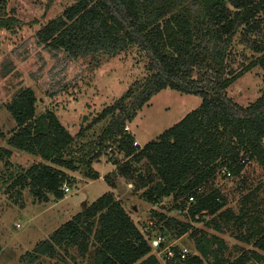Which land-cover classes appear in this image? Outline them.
Listing matches in <instances>:
<instances>
[{
  "label": "trees",
  "instance_id": "trees-1",
  "mask_svg": "<svg viewBox=\"0 0 264 264\" xmlns=\"http://www.w3.org/2000/svg\"><path fill=\"white\" fill-rule=\"evenodd\" d=\"M6 4L7 0H0V28L12 30L22 20L6 12ZM238 34L256 55L234 71L228 59ZM37 36L39 42L64 50L73 59L90 55L107 61L132 47L147 58L146 79L133 82L95 119L112 116L90 150L100 153L112 148L114 173L119 177L104 178L113 189L123 178L141 191L154 205L150 216L159 233L170 240L190 233L196 251L177 264H258L264 258V198L258 196L263 183L250 189L241 177L246 191L238 213L228 207L216 180L223 169L241 176L253 161L264 171V91L247 105L228 93L246 72L264 69V0H73ZM168 87L199 94L202 103L156 139L143 147L135 145L127 122ZM38 100L33 88L23 86L7 104L16 125L7 137L8 146L0 148V162L10 166L13 149L38 156L40 160L21 170L11 186L20 185V191L29 187L38 196L51 191L61 199L66 195L63 185L72 178L68 170L82 167L71 150L82 133L73 134L53 109L38 114ZM94 157L85 173L89 179L101 176L92 168ZM190 196L195 199L189 204ZM167 198L172 200L170 207H155ZM174 210L183 215L171 213ZM207 216L211 218L205 221ZM200 221L205 227L195 225ZM211 223L217 231L230 229L254 247H241L235 258L222 255L226 242L208 231ZM149 236L124 201L109 190L29 254L31 260L42 254L61 256L54 264H71L61 249L70 254L75 246L86 255L93 246L94 264H163Z\"/></svg>",
  "mask_w": 264,
  "mask_h": 264
},
{
  "label": "rangeland",
  "instance_id": "rangeland-1",
  "mask_svg": "<svg viewBox=\"0 0 264 264\" xmlns=\"http://www.w3.org/2000/svg\"><path fill=\"white\" fill-rule=\"evenodd\" d=\"M72 3L73 0H7L5 6L6 12L15 13L22 24L12 30L0 28V148L8 146L7 137L16 125L7 104L18 89L29 86L39 99L38 114L53 109L73 134L82 133L72 144L71 150L83 163L77 172L68 170L72 176L68 181L71 189L66 192V198L59 199L51 191L38 196L29 187L20 191V185L11 186L21 170L40 160L38 156L13 149L10 157L12 164L9 166L4 161L0 162V264H54L61 256L52 258L42 254L38 259L31 260L29 253L37 243L109 190H114L124 201L142 230L152 235L149 236L151 239L159 234L150 216L154 205L141 196V191H135L133 185L123 178L113 189L102 177L103 174L104 177L109 174L114 179L119 177L114 173L116 165L111 158V147L100 153L98 150L90 151L91 143L97 141L112 116L108 115L99 122H95V119L133 82L146 79L149 74L147 58L132 47L107 61L90 55L73 59L64 50H52L39 42L37 31L50 19L61 15ZM240 38L238 34L228 59L229 68L234 71L242 69L256 55L247 44L241 43ZM263 91L264 69L260 67L246 72L228 89L229 95L243 105L256 100ZM202 100L199 94L164 88L138 109L134 119L127 122L126 129L139 141L137 146L143 147L199 107ZM92 157L95 159L92 168L101 174L97 179H89L85 174ZM241 177L246 178L250 189H256L257 183H263L258 196L264 198V171L257 162L249 163L241 176L229 179L218 177L217 184L229 200L228 207L238 213L241 197L246 191L241 188ZM63 190L66 191L65 184ZM75 194L80 198H75ZM172 204L171 198H167L155 204V207L165 205L167 208ZM171 213L183 215L176 210ZM210 218L207 216L205 221ZM195 223L199 226L204 221ZM207 226L210 233H218L225 240L222 255L235 258L243 248L254 247L237 239L230 229L219 232L214 223ZM171 241L178 246L188 247L192 253L196 251L190 233ZM60 251L62 256L70 258L71 264H94L93 246L86 255L80 254L75 246L70 248V254L64 249ZM205 263L208 264L207 261Z\"/></svg>",
  "mask_w": 264,
  "mask_h": 264
},
{
  "label": "built area",
  "instance_id": "built-area-1",
  "mask_svg": "<svg viewBox=\"0 0 264 264\" xmlns=\"http://www.w3.org/2000/svg\"><path fill=\"white\" fill-rule=\"evenodd\" d=\"M139 141L136 139L134 144L137 145ZM112 149V148H110ZM107 152H110L107 151ZM218 177H223L224 179L234 178L236 175H233L229 170L223 169ZM238 177V176H237ZM218 179V178H217ZM217 182V180H216ZM131 184V183H130ZM218 185V184H217ZM132 186V184H131ZM220 187V185H218ZM65 189L66 192L69 191L71 188L68 185V183H65ZM200 192H202V188H200ZM195 198L194 196L189 197L188 203L190 204L191 201H193ZM174 242L171 241L169 237L166 235L159 233L157 235H154L152 239L150 240V243L152 245V248L154 251L158 254L163 264H177L179 262H183L188 259L189 256H191L193 253L190 251V249L186 246H178ZM175 247H178L176 250Z\"/></svg>",
  "mask_w": 264,
  "mask_h": 264
},
{
  "label": "crops",
  "instance_id": "crops-1",
  "mask_svg": "<svg viewBox=\"0 0 264 264\" xmlns=\"http://www.w3.org/2000/svg\"><path fill=\"white\" fill-rule=\"evenodd\" d=\"M99 160V159H98ZM103 174V173H102ZM103 178H104V174H103V176H102ZM76 195V194H75ZM66 196H67V194L65 195V197L64 198H66ZM64 198H61V199H64ZM80 198V197H79ZM263 252V251H262ZM264 253V252H263ZM262 263H264V258H262L261 259V261L260 262H258V264H262Z\"/></svg>",
  "mask_w": 264,
  "mask_h": 264
},
{
  "label": "water",
  "instance_id": "water-1",
  "mask_svg": "<svg viewBox=\"0 0 264 264\" xmlns=\"http://www.w3.org/2000/svg\"><path fill=\"white\" fill-rule=\"evenodd\" d=\"M75 196V198H79V196L78 195H74Z\"/></svg>",
  "mask_w": 264,
  "mask_h": 264
}]
</instances>
